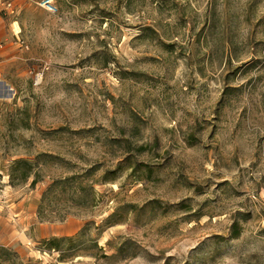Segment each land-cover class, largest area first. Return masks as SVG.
<instances>
[{
	"label": "rangeland",
	"instance_id": "1",
	"mask_svg": "<svg viewBox=\"0 0 264 264\" xmlns=\"http://www.w3.org/2000/svg\"><path fill=\"white\" fill-rule=\"evenodd\" d=\"M33 1L0 12V246L264 264V0Z\"/></svg>",
	"mask_w": 264,
	"mask_h": 264
},
{
	"label": "trees",
	"instance_id": "2",
	"mask_svg": "<svg viewBox=\"0 0 264 264\" xmlns=\"http://www.w3.org/2000/svg\"><path fill=\"white\" fill-rule=\"evenodd\" d=\"M30 165L27 161L18 160L13 163L12 167L8 172V178L11 186H16L17 184H23L30 180L31 171ZM37 183L36 179H33L31 186H35ZM233 229L236 231V224H233ZM100 229H98L99 231ZM233 237L238 236V232H234ZM77 242L76 237L70 238H52L49 240H44L42 243L46 248L47 252H55L58 254V261L65 262L69 258L73 257L74 246ZM93 247L100 250L96 241L93 242ZM106 257V256H102ZM0 264H22L18 254L9 248L0 246Z\"/></svg>",
	"mask_w": 264,
	"mask_h": 264
},
{
	"label": "built area",
	"instance_id": "3",
	"mask_svg": "<svg viewBox=\"0 0 264 264\" xmlns=\"http://www.w3.org/2000/svg\"><path fill=\"white\" fill-rule=\"evenodd\" d=\"M37 5L47 13L54 14L57 12L54 0H40ZM2 6L3 11L6 12V14L8 15H15V13H17V7L13 4V1L6 0L3 2Z\"/></svg>",
	"mask_w": 264,
	"mask_h": 264
},
{
	"label": "crops",
	"instance_id": "4",
	"mask_svg": "<svg viewBox=\"0 0 264 264\" xmlns=\"http://www.w3.org/2000/svg\"><path fill=\"white\" fill-rule=\"evenodd\" d=\"M6 0H0V12L3 11V2ZM13 1V4L18 8V10H22L26 6L30 5V3H34L33 0H10ZM36 4V2H35ZM50 238H56V235L52 233V235H43L42 239H50Z\"/></svg>",
	"mask_w": 264,
	"mask_h": 264
}]
</instances>
